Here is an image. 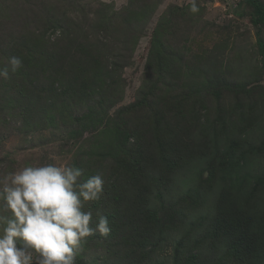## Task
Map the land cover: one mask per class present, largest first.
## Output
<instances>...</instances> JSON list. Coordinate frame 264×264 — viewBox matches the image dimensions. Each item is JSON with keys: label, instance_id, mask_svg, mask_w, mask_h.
Segmentation results:
<instances>
[{"label": "trees", "instance_id": "trees-1", "mask_svg": "<svg viewBox=\"0 0 264 264\" xmlns=\"http://www.w3.org/2000/svg\"><path fill=\"white\" fill-rule=\"evenodd\" d=\"M160 1L128 0L119 12L101 2L89 10L94 20L75 0L45 7L40 25L1 49L0 64L18 56L23 67L0 78V113L24 135L50 127L73 139L97 133L74 150L71 166L83 170L82 180L103 177L101 199L85 210L93 227L97 213L107 216L110 232L88 237L81 252L101 246L93 242L101 237L113 264H141L170 247L166 261L174 264H264V86L231 83L213 55L225 44L196 56L172 44V27L191 5L161 17L136 99L118 107L129 63L123 50L132 56ZM240 2L261 32L264 1ZM258 45L264 54V41ZM179 182L186 192L168 203ZM195 199L209 207L186 205ZM181 229L189 230L177 240Z\"/></svg>", "mask_w": 264, "mask_h": 264}, {"label": "rangeland", "instance_id": "rangeland-1", "mask_svg": "<svg viewBox=\"0 0 264 264\" xmlns=\"http://www.w3.org/2000/svg\"><path fill=\"white\" fill-rule=\"evenodd\" d=\"M84 8L86 15L94 20L95 16L89 14V10H98L101 2L113 6L115 12L121 11L128 0H75ZM264 1V0H263ZM57 0H0V52L4 48L7 39L12 36H18L24 29L31 26L40 25L38 16L47 6H53ZM199 7L198 13H191L189 10L185 17L187 20L179 21L178 26H173L174 34L170 37L172 44L177 46L183 54L196 56L202 54L203 50H213L217 45L225 44L227 48H220L214 51L213 55L219 56V62L223 63V72L232 82H249L252 86H264V54L259 49L258 39L264 41V27L260 32L255 24V17L250 7L245 4L240 5V0H195ZM76 3V2H75ZM193 3V0H161L155 14L148 21L144 32L137 42L132 56L130 52L123 50V54L128 58L127 67L122 71V89H124V101L118 106H126L135 101L139 88L143 83L145 64L150 48V41L154 29L161 17L173 7H185ZM78 3H76L77 5ZM235 11L240 12L236 14ZM92 15V16H91ZM83 16V14H81ZM190 17H193L190 19ZM82 19V17H79ZM172 29V30H173ZM173 32V31H172ZM260 33V34H258ZM131 35V34H130ZM183 40H188V48H183ZM226 41L228 43H226ZM132 44V43H131ZM224 47V45H222ZM190 49V53L189 52ZM213 52V51H211ZM105 53V52H103ZM112 55V54H111ZM209 64V63H207ZM213 65V60L210 61ZM217 68H220L218 66ZM222 71V68H221ZM258 73V75H256ZM2 91L0 89V98ZM264 111V105L258 106L260 112ZM117 109V108H116ZM116 109L112 110L114 113ZM20 122H13L12 118L0 113V181L11 171H17L26 166L40 165L44 163H55L57 165L71 166L73 153L83 140L89 137H95L96 134L86 132L81 138L73 139L61 130L50 127L41 132L29 135L20 134L18 127ZM68 133L69 131L66 130ZM84 148L89 147L86 143ZM179 182L174 192L177 191V197L168 201L176 203L182 193L186 192V186ZM204 203V209L209 206L205 200H194L187 202L186 205ZM192 207L193 206H188ZM189 229L177 231L174 238L181 240ZM92 242V241H90ZM101 246L91 245L90 250L81 252L77 257V264H113L110 256V249L103 238H95L93 241ZM172 251V247L166 251L159 250L152 255L151 259L141 261V264H174L173 260L166 261L167 252ZM108 252V253H107Z\"/></svg>", "mask_w": 264, "mask_h": 264}, {"label": "clouds", "instance_id": "clouds-1", "mask_svg": "<svg viewBox=\"0 0 264 264\" xmlns=\"http://www.w3.org/2000/svg\"><path fill=\"white\" fill-rule=\"evenodd\" d=\"M195 0L190 11L199 12ZM23 67L11 56L0 64V78ZM77 166L44 163L8 172L0 181V264H77L86 239L110 232L107 216L85 210L99 201L104 179L82 180Z\"/></svg>", "mask_w": 264, "mask_h": 264}]
</instances>
